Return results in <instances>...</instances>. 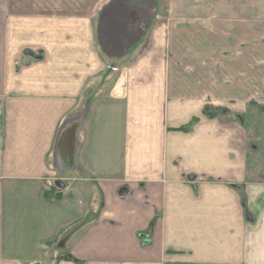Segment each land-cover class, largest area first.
<instances>
[{"label":"crops","instance_id":"0c3cea01","mask_svg":"<svg viewBox=\"0 0 264 264\" xmlns=\"http://www.w3.org/2000/svg\"><path fill=\"white\" fill-rule=\"evenodd\" d=\"M0 264H264V0H0Z\"/></svg>","mask_w":264,"mask_h":264},{"label":"rangeland","instance_id":"374dc122","mask_svg":"<svg viewBox=\"0 0 264 264\" xmlns=\"http://www.w3.org/2000/svg\"><path fill=\"white\" fill-rule=\"evenodd\" d=\"M62 1H65L66 0H13L14 2V6L15 7H18L19 9L20 8H23L25 9L27 12L29 11V13H34L36 14V11H39L41 10V7L42 6H48L50 4H59V3H62ZM107 6V5H106ZM106 9V7H105ZM101 11V10H100ZM104 15L103 14H97V18H96V24H95V31H96V40H97V43H98V47L101 51V53L105 54V56H107L110 60L108 61L109 62V67L106 69V71L104 72V75L102 77H100L98 79V83L97 84H94L93 85V88L95 90L98 89H102L103 87H107L110 85L112 79H113V76L111 75L110 71L111 70V66H113L115 64V62L118 60V59H122L126 53L124 55H121V54H115L113 52H111L110 48H108L107 46V43L106 41H104V37H103V25H104ZM108 52V54H107Z\"/></svg>","mask_w":264,"mask_h":264},{"label":"water","instance_id":"95a60500","mask_svg":"<svg viewBox=\"0 0 264 264\" xmlns=\"http://www.w3.org/2000/svg\"><path fill=\"white\" fill-rule=\"evenodd\" d=\"M29 54H32V53L29 52ZM32 55H33V54H32Z\"/></svg>","mask_w":264,"mask_h":264}]
</instances>
